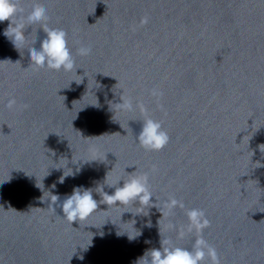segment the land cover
Segmentation results:
<instances>
[{"label": "water", "instance_id": "water-1", "mask_svg": "<svg viewBox=\"0 0 264 264\" xmlns=\"http://www.w3.org/2000/svg\"><path fill=\"white\" fill-rule=\"evenodd\" d=\"M8 24L0 22V264H136L146 250L161 248L162 239L190 249L197 234L187 232L179 207L162 216L156 207L99 204L98 191L113 194L107 184L133 172L148 173L161 211L170 195L205 211L210 226L203 238L216 248L220 264H264V254L162 150L138 145L142 129L78 69L34 71L28 48L39 49L42 40L27 29L18 50L4 35ZM10 99L16 101L11 109ZM78 186L92 188L99 206L71 225L51 195L62 201Z\"/></svg>", "mask_w": 264, "mask_h": 264}, {"label": "clouds", "instance_id": "clouds-1", "mask_svg": "<svg viewBox=\"0 0 264 264\" xmlns=\"http://www.w3.org/2000/svg\"><path fill=\"white\" fill-rule=\"evenodd\" d=\"M23 5L24 0H0V22H9L8 27L4 30L5 37L19 50L26 43L27 36L25 32L27 28L39 25L46 33V36L42 40L39 49L34 46L28 48L31 68L34 71L46 68L49 71L59 72L62 70L64 72H72L75 70L76 72L75 58L68 46L67 32L62 28L48 26L50 19L48 9L42 3H39L38 0H33L30 10H26ZM143 23H147V18L143 20ZM34 44L35 41L32 45ZM91 52V46L82 45L77 49L76 54L88 56ZM150 95L159 98L163 96V93L158 88H153L150 91ZM121 100L122 103H117L121 111L132 112L139 107L142 114L145 115V119L142 120V130L136 139L138 145L148 152L163 150L169 143L170 137L163 128L162 122L148 117L146 115L147 110L143 105L134 104L131 97H125ZM15 104L16 101L10 99L7 106L11 109ZM260 150L264 152V145L260 146ZM69 175H72V173L64 174L58 182L64 183L65 178ZM121 180H123V186H118ZM107 185L114 187L115 191L111 195L104 192L103 188L98 191L97 193L102 197L99 204H106L108 207L138 204L141 209L156 207L162 213V216L172 215L174 210L179 207L184 210L188 220L186 225L187 232L197 234V238L190 249L176 246L168 239H162L161 248L146 250L144 256L138 258L136 264H205L206 259L210 264H220L216 248L203 238L204 229L210 226V221L203 209L186 208L182 200L170 195L162 205L166 211H161L158 202L153 204L152 198L155 195L151 190L148 173L135 174L133 172L128 175L126 180L118 178L115 182ZM55 187L56 184H53L52 188L55 189ZM93 192L92 188L78 186L74 187L72 193L66 195L62 201L58 195H51V201L57 207L62 208L63 218L72 225L73 222L80 223L87 220L98 210V201L93 198ZM147 226L151 227L150 221ZM173 227L175 226L173 225ZM184 228L185 226H181L179 230L181 237L185 234ZM146 243H150V241H146ZM80 259H83V257H80Z\"/></svg>", "mask_w": 264, "mask_h": 264}]
</instances>
